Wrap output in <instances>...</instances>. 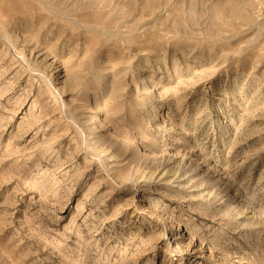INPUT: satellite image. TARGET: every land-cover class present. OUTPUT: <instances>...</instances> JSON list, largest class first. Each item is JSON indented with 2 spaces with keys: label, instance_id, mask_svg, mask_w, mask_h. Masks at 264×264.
<instances>
[{
  "label": "rangeland",
  "instance_id": "obj_1",
  "mask_svg": "<svg viewBox=\"0 0 264 264\" xmlns=\"http://www.w3.org/2000/svg\"><path fill=\"white\" fill-rule=\"evenodd\" d=\"M0 264H264V0H0Z\"/></svg>",
  "mask_w": 264,
  "mask_h": 264
}]
</instances>
